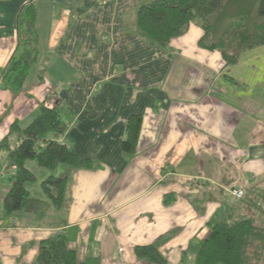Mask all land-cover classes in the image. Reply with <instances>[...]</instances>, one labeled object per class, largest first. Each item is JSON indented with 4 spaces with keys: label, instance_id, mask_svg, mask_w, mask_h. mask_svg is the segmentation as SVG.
Segmentation results:
<instances>
[{
    "label": "crops",
    "instance_id": "crops-1",
    "mask_svg": "<svg viewBox=\"0 0 264 264\" xmlns=\"http://www.w3.org/2000/svg\"><path fill=\"white\" fill-rule=\"evenodd\" d=\"M143 2L82 12L85 0H0V143L14 122L25 128L42 106H57L70 123L57 141L95 166L53 172L28 163L35 199H44L49 176L69 174L66 206L42 218L7 216L16 169L0 149V264H36L41 243L61 234L78 263L148 264L135 249L157 245L168 264H194L210 223L252 218L250 201L264 195V46L228 66L199 46L196 24L167 49L153 46L135 28ZM30 4L41 56L17 90L3 75ZM135 115L142 128L128 155L122 145Z\"/></svg>",
    "mask_w": 264,
    "mask_h": 264
},
{
    "label": "trees",
    "instance_id": "trees-1",
    "mask_svg": "<svg viewBox=\"0 0 264 264\" xmlns=\"http://www.w3.org/2000/svg\"><path fill=\"white\" fill-rule=\"evenodd\" d=\"M111 0H85L82 12L96 3ZM37 13L30 4L20 24L23 29L18 51L11 59L3 81L17 90L23 88L31 68L40 59ZM192 24L204 31L199 42L202 49L218 51L228 66L236 65L243 52L264 46V0H155L143 2L135 15L139 36L153 46L167 49L173 39L186 35ZM142 116H131L126 124L122 149L128 155L136 152L142 128ZM59 107L42 106L39 115L25 128L14 122L0 149L7 152L16 174L3 203L5 215L26 213L37 218L66 206L69 174L51 175L41 183L44 199L32 198L27 185L36 175L27 167L59 172L94 169V162L79 157L67 145L57 141L68 130ZM172 198L173 196H167ZM167 205V202H166ZM135 253L148 264H168L159 246H140ZM264 260V226L254 218L210 223L208 238L201 244L194 264H261ZM36 264H100L99 257L78 263L77 254L68 245L65 234L52 237L40 245Z\"/></svg>",
    "mask_w": 264,
    "mask_h": 264
},
{
    "label": "rangeland",
    "instance_id": "rangeland-1",
    "mask_svg": "<svg viewBox=\"0 0 264 264\" xmlns=\"http://www.w3.org/2000/svg\"><path fill=\"white\" fill-rule=\"evenodd\" d=\"M152 1H155V0H146V3L152 2ZM257 199L259 200V204H260V201L264 202V195L258 196ZM259 204H258V202L253 203L250 201L249 206H251L255 209L254 212H252V214H250V215L252 216V218L256 219L255 221L258 225L264 226V205H263V207H260V206H258ZM255 213H256V215H255ZM261 264H264V260H262Z\"/></svg>",
    "mask_w": 264,
    "mask_h": 264
},
{
    "label": "built area",
    "instance_id": "built-area-1",
    "mask_svg": "<svg viewBox=\"0 0 264 264\" xmlns=\"http://www.w3.org/2000/svg\"><path fill=\"white\" fill-rule=\"evenodd\" d=\"M233 195L237 198V199H243L245 196V193L243 190H236L233 191Z\"/></svg>",
    "mask_w": 264,
    "mask_h": 264
}]
</instances>
